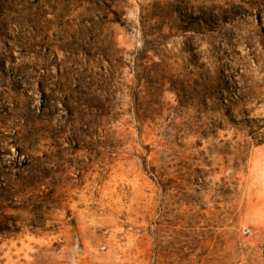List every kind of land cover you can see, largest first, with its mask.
<instances>
[{
    "label": "rangeland",
    "instance_id": "1",
    "mask_svg": "<svg viewBox=\"0 0 264 264\" xmlns=\"http://www.w3.org/2000/svg\"><path fill=\"white\" fill-rule=\"evenodd\" d=\"M0 264H264V0H0Z\"/></svg>",
    "mask_w": 264,
    "mask_h": 264
},
{
    "label": "trees",
    "instance_id": "2",
    "mask_svg": "<svg viewBox=\"0 0 264 264\" xmlns=\"http://www.w3.org/2000/svg\"><path fill=\"white\" fill-rule=\"evenodd\" d=\"M86 47L87 45L82 46V48H84L85 50L87 49ZM48 76L49 74L46 75V77ZM83 78H85V76H83ZM62 79H65V77H61L60 81ZM77 91L78 90L71 89L70 82L68 83L60 82L58 89L57 88L53 89L46 82L40 81V89H39V93L41 95V106L39 110L40 113L41 114L43 113V117H45L47 121H49L52 118L55 109L58 107L59 104H61L64 110L67 113H69L71 116H74L76 111L79 112L80 110L82 114H85L84 112L86 109H84L83 105L90 106L89 105L90 103H88V101H86V99L83 98L86 92L83 91L77 92ZM58 92L61 93L62 99L59 100L56 99L55 94ZM67 93L69 94L67 95ZM101 108L104 110L106 107L104 104L103 105L101 104ZM34 126L36 127V123L31 122L30 125L28 124V128Z\"/></svg>",
    "mask_w": 264,
    "mask_h": 264
}]
</instances>
